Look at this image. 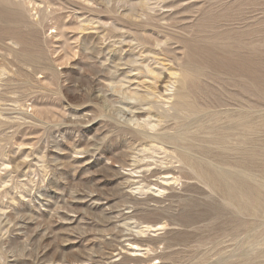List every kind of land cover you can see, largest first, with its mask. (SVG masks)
<instances>
[{
	"label": "rangeland",
	"instance_id": "374dc122",
	"mask_svg": "<svg viewBox=\"0 0 264 264\" xmlns=\"http://www.w3.org/2000/svg\"><path fill=\"white\" fill-rule=\"evenodd\" d=\"M0 264H264V0H0Z\"/></svg>",
	"mask_w": 264,
	"mask_h": 264
},
{
	"label": "bare ground",
	"instance_id": "6f19581e",
	"mask_svg": "<svg viewBox=\"0 0 264 264\" xmlns=\"http://www.w3.org/2000/svg\"><path fill=\"white\" fill-rule=\"evenodd\" d=\"M117 90H120V88H117Z\"/></svg>",
	"mask_w": 264,
	"mask_h": 264
}]
</instances>
